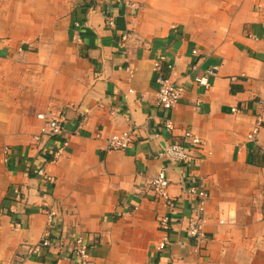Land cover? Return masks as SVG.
Listing matches in <instances>:
<instances>
[{
    "label": "crops",
    "instance_id": "crops-1",
    "mask_svg": "<svg viewBox=\"0 0 264 264\" xmlns=\"http://www.w3.org/2000/svg\"><path fill=\"white\" fill-rule=\"evenodd\" d=\"M131 1L0 0V264H78L66 250L31 253L54 229L51 209L61 237L89 238L90 264H264V0ZM158 61L185 87L170 111L154 108ZM212 68L209 87L197 85ZM50 111L65 114L64 132L34 143L37 115ZM82 118L84 135L71 136ZM129 128L132 145L107 152V139ZM183 130L205 143L195 162L160 159ZM160 171L173 211L147 188ZM182 185L208 194L203 242L186 233L198 215Z\"/></svg>",
    "mask_w": 264,
    "mask_h": 264
},
{
    "label": "built area",
    "instance_id": "built-area-1",
    "mask_svg": "<svg viewBox=\"0 0 264 264\" xmlns=\"http://www.w3.org/2000/svg\"><path fill=\"white\" fill-rule=\"evenodd\" d=\"M127 8H135L136 6L131 0H123ZM110 27L113 26L112 22L108 23ZM125 39V38H123ZM73 41L78 43L80 41L79 37L76 36ZM192 54H196V51H193ZM162 60V59H161ZM161 61H158L154 64L155 72H158L154 80L155 87V99H154V108L163 111H170L176 107L179 103L185 87L182 84L176 83L171 80L169 77L162 75L160 73ZM196 69V67H194ZM218 69L212 68L204 73V75L195 78V83L204 88L209 87V78L217 74ZM245 74H237L229 78L231 84H235L240 80L245 78ZM259 104L264 106V96L259 100ZM231 113H238L237 109H232ZM113 115V113H111ZM37 120L44 124V128L40 135H36L32 138L34 143H39L41 138H45L49 142L60 137L64 132V127L66 124V116L62 112H46L40 113L37 115ZM86 123V118H82L76 124V127L71 131L70 135L73 137H81L84 135V126ZM164 130L167 133H172L175 131L174 124L165 120ZM259 127L254 128L253 132L247 138L250 142H253L258 134ZM134 131L133 128H129L126 132L114 135L107 139L106 141V150L107 152H124L126 151L133 143ZM158 136L155 135L154 138ZM68 141H64L59 147L53 150V160L52 163H55L66 148L68 147ZM205 148V143L200 139L192 135L188 130H183L182 140L179 142L169 143L159 154L160 159H167L171 162H174L183 166H190L195 162V159L192 157L193 153H199ZM6 156H9V150L6 148L4 150ZM205 158V157H204ZM8 162V161H7ZM36 176L47 182L49 185L53 184V181L49 174L43 168H38L36 171ZM170 182L166 178L163 171H160L156 177L148 184V190L154 194L157 200L164 203L168 211H173L176 208V202L168 194V188ZM208 198L207 192L193 185L181 186L180 190V199L192 200L195 203V217H189L186 220V233L191 240L197 242L204 241V233L202 227L204 225V219L202 218L205 210V204ZM44 215L47 218V222L50 228H54L49 233H46L34 251H31L33 254H37L40 250H55L60 253H64L66 250L70 255L78 261V264H90L91 257L89 255L90 241L87 236L83 235H71L68 238L61 237V232L56 228L55 220L57 218V212L53 209L44 211ZM159 229L165 233L170 231V220L168 216H165L158 221ZM18 226V225H17ZM170 243V238L167 235L161 243L158 245V251H163L168 244Z\"/></svg>",
    "mask_w": 264,
    "mask_h": 264
},
{
    "label": "trees",
    "instance_id": "trees-1",
    "mask_svg": "<svg viewBox=\"0 0 264 264\" xmlns=\"http://www.w3.org/2000/svg\"><path fill=\"white\" fill-rule=\"evenodd\" d=\"M251 156H252V158H253V160H254V164H255V163H258V162L260 161V157H259V155H257V154L252 155V154H251ZM35 257H36V259H37V255H35Z\"/></svg>",
    "mask_w": 264,
    "mask_h": 264
}]
</instances>
